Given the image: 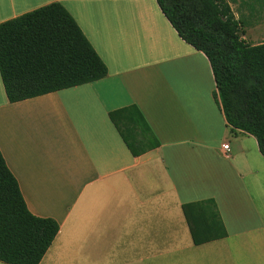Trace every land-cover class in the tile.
Wrapping results in <instances>:
<instances>
[{
    "label": "crops",
    "instance_id": "1",
    "mask_svg": "<svg viewBox=\"0 0 264 264\" xmlns=\"http://www.w3.org/2000/svg\"><path fill=\"white\" fill-rule=\"evenodd\" d=\"M226 1L241 39L263 44L264 0ZM53 2L107 76L16 103L0 77L1 155L29 212L59 225L39 264H264V158L227 125L206 56L155 0H0V24ZM128 106L159 142L138 157L108 117ZM206 200L226 236L195 245L183 206Z\"/></svg>",
    "mask_w": 264,
    "mask_h": 264
},
{
    "label": "trees",
    "instance_id": "2",
    "mask_svg": "<svg viewBox=\"0 0 264 264\" xmlns=\"http://www.w3.org/2000/svg\"><path fill=\"white\" fill-rule=\"evenodd\" d=\"M178 37L209 61L215 103L231 129L253 136L264 158V43L241 39L226 0H155ZM107 67L70 13L50 3L0 24V77L9 103L92 83ZM108 117L133 157L159 146L136 106ZM195 245L224 238L212 200L183 206ZM59 225L32 215L0 152V262L39 264Z\"/></svg>",
    "mask_w": 264,
    "mask_h": 264
},
{
    "label": "built area",
    "instance_id": "3",
    "mask_svg": "<svg viewBox=\"0 0 264 264\" xmlns=\"http://www.w3.org/2000/svg\"><path fill=\"white\" fill-rule=\"evenodd\" d=\"M222 150H223L226 158H229V156H230V154H229V151H230L229 145L228 144H223L222 145Z\"/></svg>",
    "mask_w": 264,
    "mask_h": 264
}]
</instances>
